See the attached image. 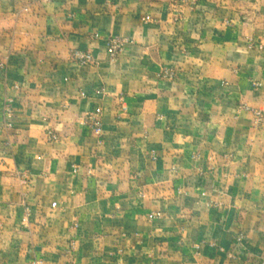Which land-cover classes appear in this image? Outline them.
Segmentation results:
<instances>
[{
  "label": "crops",
  "instance_id": "obj_1",
  "mask_svg": "<svg viewBox=\"0 0 264 264\" xmlns=\"http://www.w3.org/2000/svg\"><path fill=\"white\" fill-rule=\"evenodd\" d=\"M0 59V264H264V0H0Z\"/></svg>",
  "mask_w": 264,
  "mask_h": 264
},
{
  "label": "built area",
  "instance_id": "obj_2",
  "mask_svg": "<svg viewBox=\"0 0 264 264\" xmlns=\"http://www.w3.org/2000/svg\"><path fill=\"white\" fill-rule=\"evenodd\" d=\"M181 2L184 3H189V4H195L197 0H180ZM131 42V40L127 38H122V37H109L106 41L107 45V51H108V56L109 60L111 62H114L117 60L119 54L123 51L125 45L127 43ZM254 44L251 43L250 48H253ZM73 58L83 66L86 65H93L96 63V59L94 55L90 51H84V50H74L73 53ZM4 64L1 62L0 59V66H3ZM163 78L165 79H172L175 76V72L172 69H165L162 74ZM240 109L251 111L255 115V124H258L262 121V116H261V111L258 109H254L247 104H242L239 106ZM5 113L7 117L12 116V109L10 104H6L5 107ZM83 123L87 125L90 128L91 133L97 138V142L101 143V138L103 135V124L101 119L97 114H89L83 119ZM5 126L8 128L12 127L11 122H5ZM48 138L51 141H57L58 140V135L52 131H48ZM78 168L76 166H73V171L77 172ZM23 182H26L24 179ZM52 205L55 207L57 206V202H53Z\"/></svg>",
  "mask_w": 264,
  "mask_h": 264
}]
</instances>
